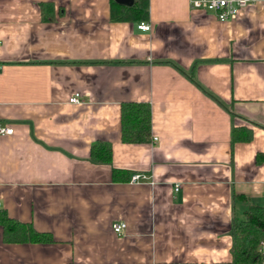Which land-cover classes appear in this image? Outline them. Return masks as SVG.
I'll return each mask as SVG.
<instances>
[{
    "label": "crops",
    "instance_id": "obj_1",
    "mask_svg": "<svg viewBox=\"0 0 264 264\" xmlns=\"http://www.w3.org/2000/svg\"><path fill=\"white\" fill-rule=\"evenodd\" d=\"M141 21L111 0H0V208L54 238L6 242L0 225V264H226L235 193L264 204V1L221 21L149 0ZM128 100L150 104L155 143L122 140ZM235 125L252 139L232 146ZM98 139L110 163L90 159Z\"/></svg>",
    "mask_w": 264,
    "mask_h": 264
},
{
    "label": "trees",
    "instance_id": "obj_2",
    "mask_svg": "<svg viewBox=\"0 0 264 264\" xmlns=\"http://www.w3.org/2000/svg\"><path fill=\"white\" fill-rule=\"evenodd\" d=\"M52 2H43L41 7L49 9ZM149 17V0H134L132 5L111 0V18L115 20H147ZM51 19L52 15L44 16ZM232 116L235 114L231 111ZM151 106L146 101L128 100L121 105V138L124 142H149L151 130ZM253 130L247 125L233 126L231 145L237 141H249ZM257 155V160L263 158ZM113 158V145L109 140L98 139L90 149V159L98 163H110ZM129 172L113 168V178L125 180ZM235 199L247 202L242 216L235 215L232 220L231 259L226 264H263L264 262V204L250 199L244 193H235ZM0 225L3 227L6 242H50L53 235L47 231L37 230L32 222L15 218L3 207L0 208ZM173 264V263H157Z\"/></svg>",
    "mask_w": 264,
    "mask_h": 264
},
{
    "label": "built area",
    "instance_id": "obj_3",
    "mask_svg": "<svg viewBox=\"0 0 264 264\" xmlns=\"http://www.w3.org/2000/svg\"><path fill=\"white\" fill-rule=\"evenodd\" d=\"M264 0H189L192 8L201 9L213 13L219 20L226 21L234 19L238 16L243 8L250 4L257 3ZM140 29L150 30L151 23L146 20L141 21L138 24ZM1 69V65H0ZM71 102L79 103L82 101L80 93H74L70 97ZM14 132V127L11 125H4L0 123V133L1 134H10ZM158 140L157 136H151L150 141L155 143ZM148 178L146 174L135 172L130 176L131 182H140L145 181ZM180 184L175 185V189L178 190ZM127 226L125 221H117L113 223V229L116 233H122Z\"/></svg>",
    "mask_w": 264,
    "mask_h": 264
},
{
    "label": "water",
    "instance_id": "obj_4",
    "mask_svg": "<svg viewBox=\"0 0 264 264\" xmlns=\"http://www.w3.org/2000/svg\"><path fill=\"white\" fill-rule=\"evenodd\" d=\"M118 3H122V4H127V5H132L134 3V0H115Z\"/></svg>",
    "mask_w": 264,
    "mask_h": 264
}]
</instances>
